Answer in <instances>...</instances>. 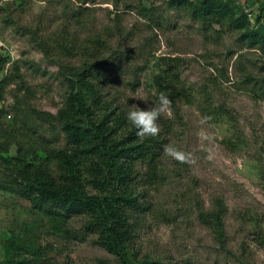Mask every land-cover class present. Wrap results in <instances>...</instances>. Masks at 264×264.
I'll list each match as a JSON object with an SVG mask.
<instances>
[{"label": "rangeland", "instance_id": "1", "mask_svg": "<svg viewBox=\"0 0 264 264\" xmlns=\"http://www.w3.org/2000/svg\"><path fill=\"white\" fill-rule=\"evenodd\" d=\"M239 1V11L249 7L254 14L264 5V0ZM79 5L78 0H0V41L12 46L17 56L1 73L9 78L0 100V261L7 253L32 257L10 246L9 237L18 235L28 249L41 248L37 264H121L95 244V234L84 231L83 217L55 228L53 221L31 209L9 182L15 167L9 162L5 168V160L12 157L35 159L41 135L58 138L53 144L59 148L66 145L58 129L51 130L55 124L49 115L62 107L70 90L62 67L79 66L86 56L80 51L68 56L48 52L36 41L51 46L67 36L87 51L97 46L96 39L101 42L99 65L102 80L109 82L108 99L117 96L130 109L133 104L146 109L157 104L160 82L165 86L176 80L190 95L189 102H181V117L161 115L172 124L168 144L189 153L190 162L179 163L163 151L158 171L164 178L159 176L149 192L156 212L140 219L128 257L140 264H237L222 250L213 227L200 224L194 211L193 200L208 209L212 200L220 199L226 205L225 247L243 255L248 264H264V98L245 83L248 72L264 74V55L241 46L239 31H205L186 12L168 8L167 0H89ZM114 58L118 68L112 74L106 65ZM132 80L134 88L126 84ZM91 83V92L78 89L94 107V95H103L105 88L101 79ZM218 110L223 115L202 120L204 113ZM124 130L131 132L129 127ZM109 135L119 139L116 130L110 129ZM158 136L163 138L162 133ZM86 159L79 173L87 192L94 194ZM180 207L187 216L177 214Z\"/></svg>", "mask_w": 264, "mask_h": 264}, {"label": "trees", "instance_id": "2", "mask_svg": "<svg viewBox=\"0 0 264 264\" xmlns=\"http://www.w3.org/2000/svg\"><path fill=\"white\" fill-rule=\"evenodd\" d=\"M78 1L81 8L82 4L89 0ZM231 2L233 0H167V5L170 9L186 12L190 19L200 23L205 31L211 28L217 32H222L224 28L229 31L230 29L239 31L243 40L241 46L255 49L264 55V30L260 29L264 25L262 21L264 5L259 4V13L254 14L253 9L249 7H243L239 11L238 5L241 1L236 0V5ZM79 14L78 11L74 13L77 23L81 22ZM23 30L28 32L24 27ZM29 32L31 35V31ZM36 42L38 46L45 44V51L57 52L64 56L80 51L86 56V60L79 66L62 67L63 77L68 81L70 90L65 96L62 107L56 113L49 115L55 124L51 130L58 129L66 145L59 148L53 144L54 141H59L58 138L52 139L41 135L38 140L39 154L35 159L17 156L12 157L10 161L5 160V168L9 162L15 167V170L9 174L12 176L9 182L12 184L13 192L28 201L35 212L53 221L55 228L62 224L67 226L66 222L73 217H83L84 231L96 235L95 244L117 256L121 264H140L128 257L127 249L137 236L140 219L146 214L156 212L154 200H151L149 192L159 176L164 178V174L160 175L158 170L159 164L162 163L163 148L169 142L167 137L172 133V124L170 126L166 124L167 118L158 119V125L162 124L160 134H163V138L160 136L141 138L136 135L137 129L132 127L127 119L130 110L128 103H123L117 96L108 99L109 82L102 80L104 75L99 65L102 45L97 39V46L88 51L69 40L67 36L61 42L55 40L51 46L44 42ZM116 58L109 64H107L108 60L106 61V69L112 74L118 68ZM9 60L8 53L0 50V100L9 78L2 76L1 73ZM173 60L176 58L171 59ZM143 68L144 66H141L139 70ZM261 69H264V66ZM138 73L135 71L134 75ZM173 77L178 78L177 75ZM97 78L103 82L105 92L103 95L101 91L94 95L95 106L92 107L78 89V85L91 92L93 90L91 81ZM159 82L160 80L157 84ZM245 83L251 86L252 92L257 97L264 98V74L255 76L248 72L245 75ZM126 84L132 85V88L136 86L134 80L127 81ZM158 87L156 97L158 98L161 92L166 93L172 101V114L175 118L177 115L180 116L181 102L190 101V95L185 87L178 84V80L165 86L160 82ZM96 89L97 87L94 90ZM178 102L180 104L177 105ZM220 112L221 110L215 113L213 111L203 113L213 118L215 114L223 115ZM2 114L3 111L0 109V119ZM97 114L100 116L95 118ZM126 127H129L131 132L127 133L124 130ZM110 129L116 130L119 139L113 140L110 137ZM120 131L124 132L122 137ZM33 134L38 136L37 133ZM18 145L20 146V142ZM136 150L138 151L134 154ZM86 157L90 158L89 177L91 187L96 191L94 194L87 192L79 173V167L87 160ZM142 167H144L143 171H141ZM261 182L264 188V162L261 164ZM211 204V208L205 209L203 203L193 200L199 223L213 227L217 237L221 239L222 250L232 258L233 262L248 264L243 255H236L223 244L225 237L222 219L226 213V205L220 199L212 200ZM177 214L185 217L188 213L180 207ZM8 242L10 246L14 244L15 248H18V254L21 253L20 250L27 251L32 257L18 259L7 253L0 264H37L36 260L41 257L39 251L41 248L28 249L21 244L18 235L10 236ZM4 248H7V242ZM155 263L164 264L162 261Z\"/></svg>", "mask_w": 264, "mask_h": 264}, {"label": "clouds", "instance_id": "3", "mask_svg": "<svg viewBox=\"0 0 264 264\" xmlns=\"http://www.w3.org/2000/svg\"><path fill=\"white\" fill-rule=\"evenodd\" d=\"M15 61V60H14ZM13 61V62H14ZM157 104L152 107L141 108L136 104L131 106L127 113V119L133 127L137 129L138 137H156L160 134L161 128L157 121L161 115H172V101L164 92L159 93ZM210 117H203V121H207ZM164 153L179 163L190 162V154L179 149L173 144H167L163 148Z\"/></svg>", "mask_w": 264, "mask_h": 264}, {"label": "built area", "instance_id": "4", "mask_svg": "<svg viewBox=\"0 0 264 264\" xmlns=\"http://www.w3.org/2000/svg\"><path fill=\"white\" fill-rule=\"evenodd\" d=\"M0 50H2L3 52H6L8 53L9 57H10V60L8 63H12L14 60L17 59V56L14 55L15 53V50L12 46H7L5 44H3L1 41H0ZM7 63V64H8Z\"/></svg>", "mask_w": 264, "mask_h": 264}]
</instances>
